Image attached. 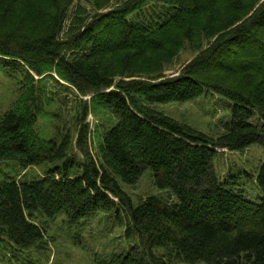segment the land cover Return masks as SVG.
<instances>
[{
    "label": "trees",
    "instance_id": "obj_1",
    "mask_svg": "<svg viewBox=\"0 0 264 264\" xmlns=\"http://www.w3.org/2000/svg\"><path fill=\"white\" fill-rule=\"evenodd\" d=\"M0 1V67L24 76L19 98L0 112L1 239L30 250L47 236L34 214H64L75 225L101 209L124 215L137 248L95 264H264V165L255 197L215 168L219 150L264 148V125L251 123L264 122V63L247 54L252 49L264 62V0H129L106 13L112 0H82L93 13L81 0ZM152 3L160 16H147ZM115 28L114 41H106ZM186 50L197 57L166 78ZM50 80L92 97L76 105V140L39 126L54 103ZM206 94L226 99L233 115L217 137L157 107ZM89 114L102 122L93 134L96 155ZM9 164L53 168L37 181L2 180ZM146 175L167 197L135 204L123 187Z\"/></svg>",
    "mask_w": 264,
    "mask_h": 264
},
{
    "label": "rangeland",
    "instance_id": "obj_2",
    "mask_svg": "<svg viewBox=\"0 0 264 264\" xmlns=\"http://www.w3.org/2000/svg\"><path fill=\"white\" fill-rule=\"evenodd\" d=\"M82 1V0H81ZM129 0H112L109 12ZM1 3V1H0ZM81 4L80 0L75 5ZM87 8L90 13L92 6L85 1L81 4ZM151 9H147V16H160V4L152 3ZM77 8V7H76ZM76 8L73 7L69 13V20L66 24L65 32L74 19ZM87 16H85L86 18ZM35 23V22H33ZM32 30L35 27L31 28ZM115 28L111 34L106 36V41H114L117 34ZM65 38V37H64ZM240 54L237 50L236 55ZM247 54L252 56V60L258 64H263L259 54L252 49H247ZM197 57V53L186 50L181 52L179 60L173 61L170 68H167L164 76L166 78H177L182 75V71ZM0 64L6 66L2 61ZM23 74L9 67H0V112L5 113L17 101L21 94V83ZM39 79V78H38ZM66 89H60L54 80H50L47 88L53 92L52 99L54 103L48 108L46 119H40L41 126L46 135L54 137L57 132L55 128H60V135L65 136L71 132L76 140L77 121L76 105H85L89 102L91 96L80 95L74 86L64 84ZM160 112H163L169 118L176 122L185 124L198 132L205 133L208 136L217 137L226 132V128L232 123L233 115L230 111V105L226 99L213 94H206L204 97L184 104L171 103L164 106H157ZM81 115V114H80ZM54 121V122H53ZM103 121V120H102ZM101 120L96 119L89 114L86 124L92 134L90 145L93 154H97L98 147L94 142L95 127L101 124ZM253 124L263 126L264 122L255 117L251 120ZM219 155L215 160V168L219 176L225 178H235V186L240 188L246 186L247 192L251 196L258 195L259 191L253 189L255 177L259 169L264 165V148L256 144L241 153L228 150H219ZM9 170L4 171V179L10 181H37L46 177V174L52 172L53 167L41 166L20 169L15 164H9ZM2 169H6L3 167ZM10 175V177L8 176ZM124 191L131 196L135 204H139L150 196H165L166 193L159 192L153 185V181L148 175L144 176L135 187L124 186ZM237 188H235L237 190ZM245 189V188H244ZM52 199L62 198L60 193L52 192ZM34 221L47 229L46 240L42 245L30 250H20L10 244L5 238H0V264H95L101 260H108L114 255L134 253L137 248L136 240L126 237V219L124 215L115 211H101L88 213L80 221L71 225L67 216L60 214L53 219H47L44 215L34 214ZM33 221V220H32Z\"/></svg>",
    "mask_w": 264,
    "mask_h": 264
},
{
    "label": "bare ground",
    "instance_id": "obj_3",
    "mask_svg": "<svg viewBox=\"0 0 264 264\" xmlns=\"http://www.w3.org/2000/svg\"><path fill=\"white\" fill-rule=\"evenodd\" d=\"M104 13H106V12H104Z\"/></svg>",
    "mask_w": 264,
    "mask_h": 264
}]
</instances>
